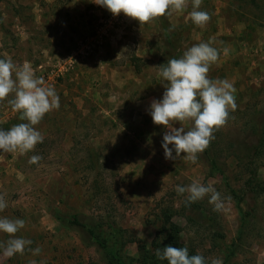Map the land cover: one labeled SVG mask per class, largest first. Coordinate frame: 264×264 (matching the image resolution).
I'll list each match as a JSON object with an SVG mask.
<instances>
[{
    "label": "rangeland",
    "instance_id": "obj_1",
    "mask_svg": "<svg viewBox=\"0 0 264 264\" xmlns=\"http://www.w3.org/2000/svg\"><path fill=\"white\" fill-rule=\"evenodd\" d=\"M199 10L211 17L205 29L189 17L191 0L183 12L140 27L94 0H0V59L30 62L60 100L34 126L44 137L34 151H0V195L7 202L0 217L24 220L16 236L32 241L12 258L0 248V264H116L85 231L58 220L72 215L125 264H167L155 252L169 245L186 247L207 264L217 258L264 264V194H246L240 161L264 129V0H203ZM210 39L220 56L209 78L233 83L237 109L214 131L208 154L195 163L183 154L166 160L165 129L149 114L164 92L157 67ZM77 51L71 70L50 75L55 61ZM26 122L0 102V129ZM173 126L188 131L193 122ZM33 155L42 157L38 164H29ZM259 174L264 180V164ZM194 182L214 187L223 208L214 211L208 196L188 204L187 193L176 189ZM231 190L244 195L240 208L248 213L240 239ZM111 226L119 230L117 241ZM8 239L0 233V243ZM37 247L39 254L28 250Z\"/></svg>",
    "mask_w": 264,
    "mask_h": 264
},
{
    "label": "clouds",
    "instance_id": "obj_2",
    "mask_svg": "<svg viewBox=\"0 0 264 264\" xmlns=\"http://www.w3.org/2000/svg\"><path fill=\"white\" fill-rule=\"evenodd\" d=\"M189 0H94V3L107 9L113 17L123 14L126 18L138 22L140 27L170 15L172 12H183ZM203 0H191L192 11L189 17L194 25L205 29L211 17L201 9ZM214 40L200 42L184 51L180 58H171L157 67L158 75L164 88L162 99H153L149 106V114L154 125L162 126L165 131L162 149L166 160L181 157L195 163L198 154H202L214 139V131L223 127L229 119V109H237L234 93L236 89L227 79H210V67L220 56V51L213 47ZM224 53H227L225 48ZM12 96L11 99L9 97ZM7 101L13 111L20 113V119L27 121L11 127L0 129V151L24 155L35 150L36 145L43 142L44 137L36 129L45 114L58 110L59 96L54 87L46 85L42 77H36L30 62L18 65L11 57L0 59V102ZM192 121L193 127L185 131L184 127H174ZM172 147H169V146ZM174 153V155H173ZM41 156L33 155L29 164H38ZM178 194L187 193L188 204L209 197V204L214 211L224 206L221 194L214 187L192 183L188 186H177ZM7 207L4 196L0 195V212ZM25 221L0 217V233L8 234L9 239L0 243L3 255L12 258L16 254L23 255L32 241L17 237L23 229ZM163 237H161V240ZM34 255L41 249H28ZM155 255L167 264H207L202 255H189L186 247L171 245L156 249ZM35 264V261L32 262ZM211 264H223L217 258Z\"/></svg>",
    "mask_w": 264,
    "mask_h": 264
},
{
    "label": "trees",
    "instance_id": "obj_3",
    "mask_svg": "<svg viewBox=\"0 0 264 264\" xmlns=\"http://www.w3.org/2000/svg\"><path fill=\"white\" fill-rule=\"evenodd\" d=\"M205 154H208V152L205 151ZM263 159H264V129L261 131V135L257 139L256 143L251 148H246L245 156H243V158L240 159L241 162L243 160V168L248 174L244 183V191L246 192V194L254 195L255 197L259 196L260 194H264V180L261 179L259 174L260 168L264 164L262 161ZM209 161L211 167L215 168L216 167L215 161L213 159H210ZM230 192L233 198L236 200V206L238 208L241 217V223L237 236V239H240V235L242 234L243 227L245 226V224H247L248 213L240 208V204L243 200L244 195H237L234 190H231ZM58 220L61 223H64L65 226H73L75 228L85 231L90 237V239L93 240L94 243L97 244L98 247H100L104 251L107 257L111 258L116 264H125L123 259L120 258V256L117 254L115 247L106 246L104 240L102 238L97 237L94 231L88 228L84 223H82L77 218V216L75 215H72L70 217L58 216ZM170 227L173 229L174 231L173 237L174 239H176L178 231H176V228L174 226H170ZM111 233H112V237L114 238V241H117V238L119 236V230L114 226H111ZM169 237L171 236L169 235ZM232 246L233 247L235 246L234 242L232 243ZM232 253L233 251L231 252V254Z\"/></svg>",
    "mask_w": 264,
    "mask_h": 264
},
{
    "label": "built area",
    "instance_id": "obj_4",
    "mask_svg": "<svg viewBox=\"0 0 264 264\" xmlns=\"http://www.w3.org/2000/svg\"><path fill=\"white\" fill-rule=\"evenodd\" d=\"M82 51H77L74 54H70L64 58H60L52 65V69L50 70L51 76L60 77L63 76L64 73L68 72L73 68L74 62L77 61L76 57L78 54H81ZM38 69H41L42 66H38Z\"/></svg>",
    "mask_w": 264,
    "mask_h": 264
}]
</instances>
